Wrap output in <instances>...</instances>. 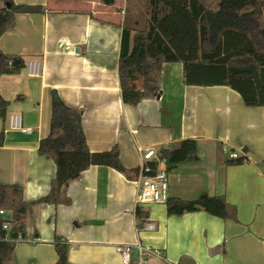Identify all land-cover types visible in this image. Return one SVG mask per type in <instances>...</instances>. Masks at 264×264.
Masks as SVG:
<instances>
[{"label": "crops", "instance_id": "1", "mask_svg": "<svg viewBox=\"0 0 264 264\" xmlns=\"http://www.w3.org/2000/svg\"><path fill=\"white\" fill-rule=\"evenodd\" d=\"M14 1L43 12L16 15L0 49L26 65L39 63L41 71L38 77L26 68L0 77V95L10 103L6 119H0V184L22 186L29 202L50 193L57 167L38 149L50 133L54 90L69 107L83 111L90 151L117 147L128 172L91 166L63 187L58 205L33 207L28 239L17 243L6 264H56L57 237L70 246V264H122L117 247L138 242L167 260L152 258L150 264H264V107L246 106L226 86L185 85L179 63L163 66L155 97L124 104L118 71L126 15L121 0L111 7L101 0ZM61 1L76 7L64 8ZM14 115L22 116L31 133L11 129ZM185 140L197 142L198 160L168 171L161 150ZM150 149L157 156L145 162ZM231 152L246 162L228 164L235 160ZM153 162L168 173L170 198L223 196L229 217L203 211L169 216L166 204L138 205L135 171ZM138 207L148 214L146 222L137 219ZM147 223L155 230L146 231Z\"/></svg>", "mask_w": 264, "mask_h": 264}, {"label": "trees", "instance_id": "2", "mask_svg": "<svg viewBox=\"0 0 264 264\" xmlns=\"http://www.w3.org/2000/svg\"><path fill=\"white\" fill-rule=\"evenodd\" d=\"M83 1V0H79ZM143 1L141 22L131 15L123 21L119 79L124 104L135 106L143 99L155 97L160 90L165 64L179 63L184 69L187 86H226L238 92L246 106L264 107V0H139ZM0 38L14 28L18 14H39L41 6L16 4L1 0ZM108 7L116 0H101ZM139 22V24H138ZM134 36L132 37V35ZM25 61L0 49V77L19 74ZM52 118L49 135L39 145L38 152L53 160L57 167L50 193L37 200L26 201L20 185L0 184V264L11 258L17 243L28 239L27 216L37 205H58L63 187L91 166L113 168L123 174L128 170L120 159V151L93 153L83 130V111L69 107L54 90L51 92ZM10 103L0 95V119H6ZM4 131L0 132V147ZM161 161L172 170L182 162L198 160L197 142L182 141L177 148H164ZM246 158L230 161L242 165ZM154 175L156 162L149 164ZM136 175L139 170L135 171ZM169 216L206 212L227 219L228 205L223 196L201 194L196 200L169 198ZM135 215L146 222L148 214L141 207ZM7 226L5 228L4 226ZM56 264H70V246L57 237Z\"/></svg>", "mask_w": 264, "mask_h": 264}, {"label": "built area", "instance_id": "3", "mask_svg": "<svg viewBox=\"0 0 264 264\" xmlns=\"http://www.w3.org/2000/svg\"><path fill=\"white\" fill-rule=\"evenodd\" d=\"M29 76L38 77L40 75L41 67L37 62H30L26 66ZM10 127L13 130H19L22 133H31L30 129L23 127V119L20 115L10 117ZM226 150V149H225ZM157 156L154 149L148 150L144 156V161H151ZM231 159H239L240 156L237 152L230 153ZM152 170L150 166L143 165L139 170L138 186L139 192L137 197V204L140 206L146 204H166L169 197V180L166 170L157 169L154 175H147ZM0 215H5L4 211H0ZM7 228V226H4ZM146 231H154L155 225L147 223L145 225ZM117 251L121 256L122 264H150L151 259H157L161 262H167L163 257L162 252L158 249L145 246L141 242L135 245H120Z\"/></svg>", "mask_w": 264, "mask_h": 264}, {"label": "rangeland", "instance_id": "4", "mask_svg": "<svg viewBox=\"0 0 264 264\" xmlns=\"http://www.w3.org/2000/svg\"><path fill=\"white\" fill-rule=\"evenodd\" d=\"M79 3H82V2L78 1L77 5H80ZM60 4H62V6H64V8L76 7V4L75 5H70V3H67L66 1H61ZM81 5H83V3ZM121 5H122V7H125V11H126V15L127 16L131 15L136 20L137 19H139V21L141 20V18L143 16V7H144L143 1H139V0H121ZM262 8H263V11H264V1H263ZM138 24H139V22H138Z\"/></svg>", "mask_w": 264, "mask_h": 264}]
</instances>
